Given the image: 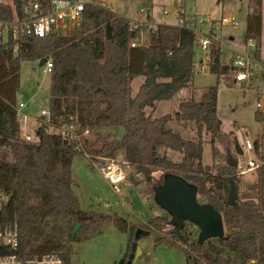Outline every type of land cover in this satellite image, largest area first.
<instances>
[{"label":"trees","instance_id":"trees-1","mask_svg":"<svg viewBox=\"0 0 264 264\" xmlns=\"http://www.w3.org/2000/svg\"><path fill=\"white\" fill-rule=\"evenodd\" d=\"M225 1L231 0L218 3ZM248 1L252 13L247 16L245 41L256 42L258 60L263 0ZM32 2L47 5L50 0H13L14 8L10 4L0 7V18L12 21L16 12L21 20L23 8ZM177 17L182 24L155 25L148 29L146 42L132 47L141 26L132 25L109 5L89 4L81 26L72 34L22 37L16 53L12 37L0 42V192L12 196L7 220L17 223L20 252L26 258L54 253L63 257L64 264H70L71 243L89 240L101 233L106 223L112 221L121 232L129 233L125 219L83 210L72 179L76 155L114 159L122 154L136 174L149 180L157 173L162 174L161 183L169 175L182 179L196 189L201 204L214 207L223 216L225 234L211 239L202 238L201 230L187 221L161 234L162 225L169 219L157 217L151 227L158 233L159 243L182 246L189 264H264V164L254 171L256 181L240 193V176L231 163L242 153L241 147L233 132L222 131L217 115L218 84L196 97L192 82L198 35L183 12L179 11ZM216 40L206 50L209 71L217 83L224 80L234 85ZM42 59L50 60L53 66L50 121L40 118L37 140L25 142L17 110L21 63ZM139 77L144 81L133 95L132 83ZM183 90L188 95L176 110L154 116L159 102ZM71 116L76 119L79 134L89 130L95 138L89 135L76 142L49 132L67 123ZM173 125L185 129L191 126L193 136L184 138ZM118 128L124 130L119 139L101 138V131ZM205 144L211 147V166L203 164ZM260 147L256 140L254 152L263 159ZM170 154L177 155L178 160ZM232 185L236 191L234 206L228 204ZM76 223L80 229L72 235ZM149 233L139 232L132 240Z\"/></svg>","mask_w":264,"mask_h":264},{"label":"rangeland","instance_id":"rangeland-1","mask_svg":"<svg viewBox=\"0 0 264 264\" xmlns=\"http://www.w3.org/2000/svg\"><path fill=\"white\" fill-rule=\"evenodd\" d=\"M6 1L11 5L13 3V0ZM100 3L109 5L113 12L129 20L132 25L141 26L139 38L134 41L136 43L146 42L148 29L155 25L177 26L179 24L177 14L179 11L183 12L184 18L192 22L190 25L200 33L210 36L215 34V38L221 44L224 64H227L230 59L232 55L230 52L241 53L244 50L247 16L252 13L248 0H231L222 3H218V0H100ZM181 4L183 9H180ZM261 13V53L257 60L259 64L253 66L252 79L243 85L233 83L234 85L229 86L224 80L217 83L216 76L209 71V68L202 69V64H200L192 84L197 92V98L205 89L218 84L217 115L222 121V131L233 132L237 140V132L241 131L252 142L260 141V153L264 155V0ZM228 16L236 18V26L221 27L220 19ZM71 32L73 29L69 32L60 29L59 35L65 36ZM195 50L197 60H206L208 66V53L199 46H196ZM20 76L17 103L25 105L20 112L41 116L42 110L47 111L49 108L50 74L45 70L44 65H40V61H23ZM258 77H260L259 80ZM143 81L144 78L141 77L133 81V95L136 94ZM187 95V90H183L172 99L159 102L154 116L159 117L176 110L180 101ZM173 127L184 138L188 139L193 136L191 126L186 129L176 125ZM123 132L122 128H118L116 131L103 130L100 134L103 139L109 137L119 139ZM89 138L94 139L95 137L90 134ZM209 138L210 136H204L205 140ZM218 148L224 152L220 145ZM121 156L123 157L122 154L118 157ZM170 156L178 160L177 155L170 154ZM255 157L260 159L256 154ZM261 160L264 161V158ZM203 164L209 166L214 164L211 147L208 144L204 145ZM153 177L149 180L142 175L136 176L131 169L127 179L131 185L123 186L121 194H117L102 174L92 168L85 156L76 155L74 157L72 163L73 189L78 196L80 207L83 210H93L125 219L130 226L129 230L132 228V237L139 230L150 233L137 241L140 255L129 260L125 257L129 233L121 232L115 223L110 221L103 226L101 233L89 240L71 243L70 264H189L182 246L159 243L158 233L155 232V228L151 227L153 226L152 220L166 216L169 223L162 225L160 233L163 234L174 228L170 223L172 216L156 199L161 196V193L164 195L162 190L159 196L155 192L157 186L163 184L161 183L162 174L157 173ZM239 179L238 186L242 193L256 181V175L255 172L247 173ZM165 185L159 187L158 192L160 188L165 189ZM192 231L196 233V229Z\"/></svg>","mask_w":264,"mask_h":264},{"label":"built area","instance_id":"built-area-1","mask_svg":"<svg viewBox=\"0 0 264 264\" xmlns=\"http://www.w3.org/2000/svg\"><path fill=\"white\" fill-rule=\"evenodd\" d=\"M9 4L6 0H0V7ZM89 4L100 5L101 3L100 0H50L47 5L32 2L23 8V19L20 20L16 12L12 21L8 22L0 18V42H6L9 36L12 37L15 42L14 52L16 53L19 48L18 40L22 37L33 35L38 38H44L52 33L59 32L60 29H64L67 32L70 29L74 31L81 26L83 12ZM11 6L14 8V3ZM219 22L221 27H234L237 24V20L233 16L222 17ZM182 23L183 20H179V24ZM194 30L198 35L197 46L203 50H207L215 42L213 35H205L197 29ZM141 44L133 41L131 46L135 47ZM256 48V42L253 39H249L245 41V48L241 53H230L232 55L225 65L231 70L234 83L245 84L252 79L254 74L252 71L253 66L259 64L255 58ZM44 66L45 70L50 74L53 67L51 61L46 62ZM24 107L23 103L17 104L22 124L21 139L25 142H35L37 140L35 133H27L25 131L29 124V116L20 112ZM41 119L46 122L50 121L48 110H42ZM78 131L79 126L73 116L69 117L68 122L60 127L49 129L50 133L60 134L62 137L76 142H81L82 137L90 135L89 130H85L82 134H79ZM237 137L242 153L236 157L235 167L237 175L243 176L254 172L264 164V161L255 157L254 142L251 139L245 137L241 131L237 132ZM79 149L80 146L77 150ZM85 157L90 161L92 168L102 174L115 193L121 194L123 186L131 185L127 179L132 168L122 156L107 159L102 157L94 158L85 154ZM138 175L141 174H136V176ZM8 203V195L0 192V264H64L63 257L54 253L26 258L20 252L18 225L16 222L7 220L6 210Z\"/></svg>","mask_w":264,"mask_h":264},{"label":"water","instance_id":"water-1","mask_svg":"<svg viewBox=\"0 0 264 264\" xmlns=\"http://www.w3.org/2000/svg\"><path fill=\"white\" fill-rule=\"evenodd\" d=\"M108 38H110V28H107ZM46 63V59L40 60V65L43 66ZM232 166H236V161L231 163ZM166 185H165V184ZM165 185V189L160 188ZM161 186H157L156 194L159 196L161 190V196L156 197L157 201L165 208V210L172 216L171 225L178 229L183 222L187 221L201 230L202 238H217L222 237L225 234V224L223 216L212 206L207 204H201L197 191L191 185L185 183L182 179L174 176H166ZM165 191V192H164ZM12 196H8L9 202ZM236 203V191L234 185L230 190L228 198V204L234 206ZM80 229V224L76 223L72 229V235H75ZM140 230L136 233H138ZM130 252L128 253V250ZM140 249L137 247V240H132V228L129 232L128 246L126 252V258L132 260L135 256L140 255Z\"/></svg>","mask_w":264,"mask_h":264},{"label":"crops","instance_id":"crops-1","mask_svg":"<svg viewBox=\"0 0 264 264\" xmlns=\"http://www.w3.org/2000/svg\"><path fill=\"white\" fill-rule=\"evenodd\" d=\"M206 51V50H205ZM207 52V51H206ZM231 53V52H230ZM234 53V52H232ZM196 61H197V64H196V73H197V69L199 68V65L202 64V69L203 68H208V66L206 65V60L204 59H199L197 60L196 58ZM258 80L260 79V77L257 78ZM235 84H238V83H235ZM243 85V84H241ZM29 116V121H28V127L26 128V132L27 133H35V131L37 130L36 128L38 127L37 124H38V119L41 118V116H33L31 114H28V113H25ZM222 129H223V126H222ZM263 155V154H262ZM263 158H264V155H263Z\"/></svg>","mask_w":264,"mask_h":264}]
</instances>
